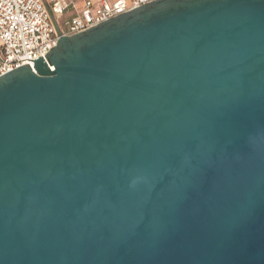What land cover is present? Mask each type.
Wrapping results in <instances>:
<instances>
[{"label":"water","instance_id":"95a60500","mask_svg":"<svg viewBox=\"0 0 264 264\" xmlns=\"http://www.w3.org/2000/svg\"><path fill=\"white\" fill-rule=\"evenodd\" d=\"M0 264H264V0H153L0 76Z\"/></svg>","mask_w":264,"mask_h":264},{"label":"built area","instance_id":"2783aa9c","mask_svg":"<svg viewBox=\"0 0 264 264\" xmlns=\"http://www.w3.org/2000/svg\"><path fill=\"white\" fill-rule=\"evenodd\" d=\"M153 0H0V76L28 64L70 37ZM73 10L70 17L64 14ZM49 13L53 16L52 22ZM60 17V22L57 21Z\"/></svg>","mask_w":264,"mask_h":264},{"label":"crops","instance_id":"0c3cea01","mask_svg":"<svg viewBox=\"0 0 264 264\" xmlns=\"http://www.w3.org/2000/svg\"><path fill=\"white\" fill-rule=\"evenodd\" d=\"M43 1H44V3H45L46 5L49 4V0H43ZM69 1H73V2L76 4L77 8L80 7V0H69ZM72 14H73V10H72V9H68V10L65 12L64 16H65V17H70V16H72ZM60 20H61V18H60V17H57V21L60 22Z\"/></svg>","mask_w":264,"mask_h":264}]
</instances>
